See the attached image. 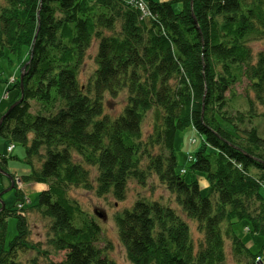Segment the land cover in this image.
I'll use <instances>...</instances> for the list:
<instances>
[{
  "label": "trees",
  "instance_id": "obj_1",
  "mask_svg": "<svg viewBox=\"0 0 264 264\" xmlns=\"http://www.w3.org/2000/svg\"><path fill=\"white\" fill-rule=\"evenodd\" d=\"M146 1L147 16L127 0H0V81L8 83L6 68L17 72L16 95L0 120L20 99L24 72V98L3 118L0 139L25 148L30 171L22 182L48 185L27 211L17 210V190L15 204L0 210V264L50 252L31 238L30 210L50 219L48 247L65 251L48 264H117L99 244L98 221L70 194L93 188L94 166L99 196L123 200L128 179L144 184L153 173L175 197L178 207L138 198L115 215L132 264H227L228 240L235 264L264 261V246L254 253L234 228L247 221L264 237V136L253 120L264 116L257 112L264 107V52L252 48L264 40V0ZM94 39L96 68L84 85L79 74ZM241 77L254 96L247 110L230 113L227 93ZM125 89L123 111L105 114V97ZM150 110L153 129L144 137ZM188 128L201 136L191 180L176 151ZM8 162L0 154L4 170ZM11 216L17 232L8 241ZM188 220L202 234L197 244Z\"/></svg>",
  "mask_w": 264,
  "mask_h": 264
},
{
  "label": "rangeland",
  "instance_id": "obj_2",
  "mask_svg": "<svg viewBox=\"0 0 264 264\" xmlns=\"http://www.w3.org/2000/svg\"><path fill=\"white\" fill-rule=\"evenodd\" d=\"M156 1H166V0H156ZM130 3V2H129ZM148 3V2H147ZM132 4V3H130ZM136 8H138L135 4ZM139 9V8H138ZM140 10V9H139ZM141 11V10H140ZM142 14V11H141ZM99 40L94 39L92 45L88 49L86 53V57L84 59V63L81 66L79 81L81 84L86 85L89 82V79L96 68L95 55L98 50ZM252 48L254 54L257 55L259 51L264 52V40L257 41L252 43ZM27 63L22 67V70L26 68ZM25 67V68H24ZM16 70V69H15ZM13 71V69L8 70L5 69L2 77L8 81L6 84L3 81H0V111H5L16 95V90L11 88L10 78H12L17 74V72ZM15 72V73H14ZM23 77H24V72ZM21 75V74H20ZM1 77V76H0ZM10 77V78H9ZM9 89L8 98H4L3 94L6 90ZM229 97V105L230 113H234L237 110L244 109L247 110L249 106L248 96H254L253 91H251L249 87V81L246 77H241L239 81L233 86L232 92L227 93ZM106 102H104V113L111 116H118L124 109L128 101V92L127 89L122 90L116 97H112L109 94L105 97ZM264 107L259 106L257 108L258 113H263ZM153 114L154 110H150L143 121L142 129L144 137L150 133L153 129ZM255 125L258 128L259 134L264 136V116H259L253 119ZM201 136L194 128H188L185 131H182L178 134L176 141V151L179 161V167L187 169V172L184 174L187 180H191L193 178L192 171L190 169V164L192 160L189 158V154L193 155L194 150L197 148L200 142ZM1 141V140H0ZM1 143V142H0ZM7 142L4 141L1 145L0 152L10 160L13 164L12 168L20 170V174L23 173L24 168H29L25 163V148L21 144H14L15 149L11 152H7ZM4 149V150H3ZM194 156V155H193ZM145 161H143L142 166L145 165ZM9 166V162H8ZM1 167V166H0ZM10 167V168H11ZM2 170H4L1 167ZM91 174L90 179L93 183L92 189H87L84 187L72 188L71 196L78 200L83 207V209L91 216H93L102 228V239L100 241L101 247H106V252L110 258L117 262V264H132L129 260L126 249L123 243L119 239L118 230L115 222V215L117 213H121L124 209L131 208L134 202L138 198H146L150 200L161 199L163 202L176 207L175 197L170 193V191L162 184L158 177L155 174H151L146 183L141 184L135 178L128 179L126 196L123 200H118L114 198L112 193H108L106 195L99 196L96 193V178L98 175L97 167H90ZM12 170V169H11ZM11 174L15 179V184L12 189H8L11 185L10 177L1 173L0 174V202H4L7 207H11L17 201L16 190L22 194L23 199L18 200L21 204H24L26 207L34 204L38 200L39 192H33L25 190L23 187L22 181L20 180V176H17L15 173L8 170H4ZM28 173V172H27ZM24 173V174H27ZM10 182L7 188L4 187L6 182ZM203 189V188H202ZM178 207V206H177ZM28 209V208H27ZM30 209V208H29ZM28 209V210H29ZM179 210V208H177ZM27 211V210H25ZM95 212L101 213L102 215H98ZM180 212V210H179ZM105 216V218H104ZM185 216V215H184ZM29 220L31 227V238L34 243H40V249L42 251L49 249L50 252L47 253H37L36 250L28 251L24 255V259L26 264H48L50 261H60L65 256V251L55 252L46 244L48 236H49V224L50 219L41 216L39 213L30 210L29 212ZM191 226V232L194 242L197 244L201 239L202 234L197 230L196 222L193 220H188ZM249 224L247 221H240L235 224L234 228L238 235L242 238L245 243L253 244L251 249L254 253L262 250L261 247L264 245V237L262 235H256L251 232L249 229ZM17 232V219L13 216L8 218V232H7V240L10 241ZM255 243V244H254ZM231 242L228 240L226 244V254H227V264H235V256L233 255ZM48 250V251H49ZM35 257V258H34ZM264 257V250H263ZM36 259V260H35ZM264 262V261H263ZM258 264H261L258 261Z\"/></svg>",
  "mask_w": 264,
  "mask_h": 264
},
{
  "label": "crops",
  "instance_id": "obj_3",
  "mask_svg": "<svg viewBox=\"0 0 264 264\" xmlns=\"http://www.w3.org/2000/svg\"><path fill=\"white\" fill-rule=\"evenodd\" d=\"M1 141V143H0V147H1V145H2V143H4V141H6L7 142V144H6V146H7V152H8V147H9V144H10V141L9 140H6V139H3V138H1L0 139ZM2 148V147H1ZM0 148V149H1ZM15 149V148H14ZM13 149V150H14ZM4 150V149H3ZM9 153V152H8ZM0 154H2L1 152H0ZM11 166H13V164H12V162L9 160V169H10V171H12V170H14V171H12L13 173H15L17 176H21V175H23L24 173H27V172H29L30 171V168H24L22 171H23V173L22 174H20V170H18V169H15V168H12ZM11 167V168H10ZM29 167V166H28ZM12 169V170H11ZM197 179H198V181H199V183H200V186L202 187V188H206V187H208V185H209V183H208V181H207V179L205 178V176H203V174H199L198 176H197ZM10 184V182H6L5 184H4V187H7L8 185ZM22 184H23V187L25 188V190L27 191V193H28V191H30V189H31V191H33V192H36V193H38V192H41V191H43V190H46V189H48V185L46 184V183H43V182H34V181H30V182H28V183H24V182H22ZM247 244V246L248 247H250V246H252L253 244H248V243H246ZM255 244V243H254Z\"/></svg>",
  "mask_w": 264,
  "mask_h": 264
},
{
  "label": "water",
  "instance_id": "obj_4",
  "mask_svg": "<svg viewBox=\"0 0 264 264\" xmlns=\"http://www.w3.org/2000/svg\"><path fill=\"white\" fill-rule=\"evenodd\" d=\"M191 5H192V1H191ZM24 68H25V67H24ZM20 87H21V90H22V95H21L20 99H19L18 101H16L15 103H13V104L9 107V109L7 110V112L5 113V115L2 116V118H1V120H0V124H1V122H2V120H3V117H5L7 114H9V112H10V111H11V110H12V109H13V108H14L19 102H21V101L23 100V98H24V97H23V73H21V75H20ZM0 172L10 177L11 185H10V187H8V189H12V188L14 187V184H15V179L13 178V176H12L11 174H9L8 172L2 170L1 167H0ZM4 208H5V204H4V202H1L0 210H2V209H4ZM96 213H97V212H96ZM98 215H102V214H101V213H98ZM104 218H105V216H104Z\"/></svg>",
  "mask_w": 264,
  "mask_h": 264
},
{
  "label": "built area",
  "instance_id": "obj_5",
  "mask_svg": "<svg viewBox=\"0 0 264 264\" xmlns=\"http://www.w3.org/2000/svg\"><path fill=\"white\" fill-rule=\"evenodd\" d=\"M127 1L132 4H135L142 11V14L144 16H147L150 14L147 2L145 0H127ZM257 260L261 262V259L259 257Z\"/></svg>",
  "mask_w": 264,
  "mask_h": 264
},
{
  "label": "bare ground",
  "instance_id": "obj_6",
  "mask_svg": "<svg viewBox=\"0 0 264 264\" xmlns=\"http://www.w3.org/2000/svg\"><path fill=\"white\" fill-rule=\"evenodd\" d=\"M6 112H7V111H6ZM6 112H5V113H6ZM5 113H4V115H5ZM3 118H4V117H3Z\"/></svg>",
  "mask_w": 264,
  "mask_h": 264
}]
</instances>
